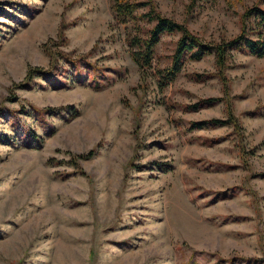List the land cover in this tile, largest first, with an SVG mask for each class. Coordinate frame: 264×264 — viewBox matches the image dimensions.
I'll use <instances>...</instances> for the list:
<instances>
[{"label": "rangeland", "instance_id": "rangeland-1", "mask_svg": "<svg viewBox=\"0 0 264 264\" xmlns=\"http://www.w3.org/2000/svg\"><path fill=\"white\" fill-rule=\"evenodd\" d=\"M150 1L212 41L264 8ZM110 3L0 0V264H264V56L231 49L223 89L212 53L185 55L158 88Z\"/></svg>", "mask_w": 264, "mask_h": 264}, {"label": "trees", "instance_id": "trees-1", "mask_svg": "<svg viewBox=\"0 0 264 264\" xmlns=\"http://www.w3.org/2000/svg\"><path fill=\"white\" fill-rule=\"evenodd\" d=\"M110 2L116 21L130 23L134 27L132 32L125 31L124 39L130 56L138 67L140 77H146L147 71L153 70L158 88L164 87L173 80L181 69L185 55L191 59H199L207 53H212L216 74L222 82L223 89H226L227 77L218 69L225 66L227 58L231 55V49L240 48L250 54L264 56V8L256 3L244 6L239 15L238 33L229 38L221 37L219 41H212L202 39L191 32L183 23L161 13L150 0H110ZM141 7L146 8L145 11H138ZM171 31H177L179 34L170 53L168 63L161 67L153 65L154 48L160 34ZM58 56L66 55L60 53ZM41 70H43L42 67L34 66L28 75L40 73ZM219 98L220 96H209L204 100L211 102ZM234 120V115L228 110L224 118L209 117L191 120L189 127L200 128L224 123L233 124ZM260 173L264 174V171Z\"/></svg>", "mask_w": 264, "mask_h": 264}]
</instances>
